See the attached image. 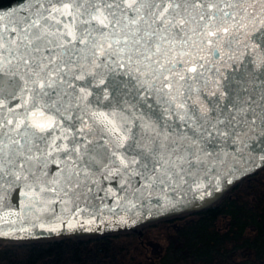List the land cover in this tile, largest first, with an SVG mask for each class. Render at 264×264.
I'll use <instances>...</instances> for the list:
<instances>
[{"label":"snow or ice","instance_id":"snow-or-ice-1","mask_svg":"<svg viewBox=\"0 0 264 264\" xmlns=\"http://www.w3.org/2000/svg\"><path fill=\"white\" fill-rule=\"evenodd\" d=\"M20 3L0 12V235L127 223L264 141V0Z\"/></svg>","mask_w":264,"mask_h":264},{"label":"trees","instance_id":"trees-1","mask_svg":"<svg viewBox=\"0 0 264 264\" xmlns=\"http://www.w3.org/2000/svg\"><path fill=\"white\" fill-rule=\"evenodd\" d=\"M237 181L221 202L176 216L174 230L161 218L145 223L141 235L0 240V264H264V166Z\"/></svg>","mask_w":264,"mask_h":264},{"label":"water","instance_id":"water-1","mask_svg":"<svg viewBox=\"0 0 264 264\" xmlns=\"http://www.w3.org/2000/svg\"><path fill=\"white\" fill-rule=\"evenodd\" d=\"M20 2H22V0H11L0 6V7H8V8H0V12H3L5 15H7L8 12H15L19 8L23 7L22 3ZM249 148H250V151H249L248 156H246L244 160L240 161V164L238 165V168L240 170L234 169L233 170L234 174L226 175L227 169L218 167L217 169L218 174L210 175L208 181H202L203 183L211 184V186L208 187L206 190H202L196 193L187 192V194L184 195L183 199L178 200V201H173L171 204H166L164 206H162L159 203H156L155 200H152L142 209L135 212V214L124 213L123 219L127 220V223L133 222L135 220H143L150 215L162 213V212H165V211H168V210L180 207V206L187 205L188 203L192 201L204 199L207 196L212 195L216 190L229 186L230 184L235 182L239 177L243 176L246 173L254 171L257 167L261 165L259 159H256L255 161H253L250 159V157H259L261 155H264V141L256 139L253 144L249 145ZM6 211L8 210L5 209L4 212ZM103 221H106V223H100V224H96L92 226L86 225L84 227H76L70 230L67 228H61L60 231H65V232H61L60 234H55L54 236L38 237V235H47V234H51V232L40 229V228H36V229H33L31 233L29 232L20 233L19 231H16L15 235H9V237L31 236L30 238H25V239L58 237L62 235L72 234V232H75L78 229H82V228L92 229V228H98V227H108V226L123 223L121 222V217L119 215L113 216L111 214H106L103 217ZM3 230L7 231L8 225L6 224L3 225ZM91 232H94V231H91ZM0 236H3V235H0ZM33 236H36V237H33Z\"/></svg>","mask_w":264,"mask_h":264},{"label":"rangeland","instance_id":"rangeland-1","mask_svg":"<svg viewBox=\"0 0 264 264\" xmlns=\"http://www.w3.org/2000/svg\"><path fill=\"white\" fill-rule=\"evenodd\" d=\"M11 0H0V6L9 2ZM224 189V188H222ZM216 190L212 195L207 196L204 199L201 200H196V201H192L190 203H188L187 205L184 206H180L162 213H158V214H154V215H150L147 218L143 219V220H135L133 222L130 223H120L117 225H112V226H108V227H98V228H82V229H78L75 232H72V234L78 235V234H84V233H89L91 231L94 232H104V231H112V230H123V229H128L130 227H132L133 225L139 226L141 222L146 221V220H156L159 218H166V217H170L174 214H179V213H183V212H187L189 210H191L192 208H195L197 206L203 205V204H207L209 202H214L217 200V198L219 197L221 190ZM159 229H164L165 225H161L158 227ZM55 234H47V235H38V237H46V236H54ZM31 236L28 237H9V236H0V240L1 241H6V240H13V239H25V238H30ZM36 237V236H33Z\"/></svg>","mask_w":264,"mask_h":264},{"label":"flooded vegetation","instance_id":"flooded-vegetation-1","mask_svg":"<svg viewBox=\"0 0 264 264\" xmlns=\"http://www.w3.org/2000/svg\"><path fill=\"white\" fill-rule=\"evenodd\" d=\"M236 184H238V181H237V180H236L235 182H233L232 184H230L229 186H227V187H225L224 189H222V190H221V193H220V195H219V197L217 198L216 201H214V202H209V203H207V204H203V205L197 206V207L192 208L191 210H189V211H187V212H190V211H192V210H197V209L203 208V207H205V206H208V205H212V204H215V203H219V202H221V201L224 199V197H226V195L230 192L231 187L235 186ZM187 212H183V213H179V214H174V215H172V216H170V217H166V218L170 219V221H169V226H170V228L174 230V228H176V227L178 226V224H179V220L176 219V216L181 217V216H183V214H185V213H187ZM164 218H165V217H164ZM159 219H161V218H159ZM159 219L143 221V222L140 223L139 226H136V225H133V224H132V227H130V228H128V229H123L122 231H127V232H128V231H132V232H136V231H137L138 234L141 235V234H142V231H143V227H142V226H143L145 223H148V222H156V221L159 220ZM225 219H226L225 221L227 222V218H226V217H225ZM222 224H225V222L223 221ZM158 264H160V263H158Z\"/></svg>","mask_w":264,"mask_h":264},{"label":"bare ground","instance_id":"bare-ground-1","mask_svg":"<svg viewBox=\"0 0 264 264\" xmlns=\"http://www.w3.org/2000/svg\"><path fill=\"white\" fill-rule=\"evenodd\" d=\"M102 223H106V221H103ZM100 224V223H98ZM63 230V229H62ZM61 232H65V231H59V232H51V234H60Z\"/></svg>","mask_w":264,"mask_h":264}]
</instances>
